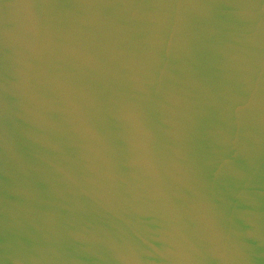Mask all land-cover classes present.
Returning a JSON list of instances; mask_svg holds the SVG:
<instances>
[{
  "label": "water",
  "instance_id": "obj_1",
  "mask_svg": "<svg viewBox=\"0 0 264 264\" xmlns=\"http://www.w3.org/2000/svg\"><path fill=\"white\" fill-rule=\"evenodd\" d=\"M0 264H264V0H0Z\"/></svg>",
  "mask_w": 264,
  "mask_h": 264
}]
</instances>
